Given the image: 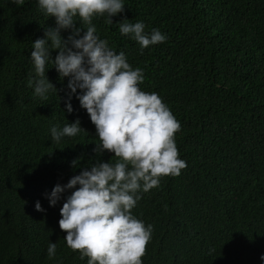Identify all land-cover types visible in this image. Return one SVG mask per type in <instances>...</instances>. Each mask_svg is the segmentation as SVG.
Segmentation results:
<instances>
[{
	"label": "trees",
	"instance_id": "1",
	"mask_svg": "<svg viewBox=\"0 0 264 264\" xmlns=\"http://www.w3.org/2000/svg\"><path fill=\"white\" fill-rule=\"evenodd\" d=\"M125 18L167 40L141 51L119 32ZM113 22L93 18L100 38L143 70L140 88L158 93L180 123L175 142L186 161L178 176L141 192L131 210L153 226L143 264H264V0H125ZM47 26L55 20L36 0H0V264L88 259L66 245L59 227L70 191L54 207L46 196L96 162L99 138L75 96L73 112L65 110L68 79L51 62L46 75L57 89L42 100L27 86L32 41ZM77 118L87 131L51 141V126ZM112 155L99 159L114 161ZM37 201L45 211L35 209ZM50 241L57 243L51 259Z\"/></svg>",
	"mask_w": 264,
	"mask_h": 264
},
{
	"label": "clouds",
	"instance_id": "2",
	"mask_svg": "<svg viewBox=\"0 0 264 264\" xmlns=\"http://www.w3.org/2000/svg\"><path fill=\"white\" fill-rule=\"evenodd\" d=\"M11 2L22 6L26 0ZM36 2L45 16L54 18L55 26L44 27V36L32 41L34 74L27 86L34 89L35 97L46 100L57 89L46 75L51 62L59 78L68 79L65 110L73 112L71 100L75 96L99 138L93 149L96 162L66 184L55 185L46 198L54 207L70 191L60 208L59 227L66 232V245L79 250L81 259L87 257V264H143L153 226L131 210L141 199V192L158 187L163 176H178L186 167L175 142L181 125L158 93L140 88L143 70L133 68L124 51L117 52L97 34L93 18L103 16L106 24H113V17L125 11V0ZM145 27L139 20L131 23L125 18L119 22L120 34L137 42L141 51L167 40L159 29L146 32ZM69 30L67 38L62 36ZM53 51H57L54 58ZM84 131L79 118L62 128L53 125L51 141L58 144L64 137H76ZM105 151L116 159L100 160ZM71 166L80 167L79 159ZM35 209L45 211L40 201ZM56 250L57 243L50 241L47 257L54 258ZM260 260L264 261V254Z\"/></svg>",
	"mask_w": 264,
	"mask_h": 264
}]
</instances>
